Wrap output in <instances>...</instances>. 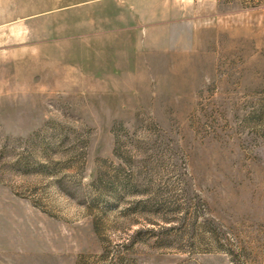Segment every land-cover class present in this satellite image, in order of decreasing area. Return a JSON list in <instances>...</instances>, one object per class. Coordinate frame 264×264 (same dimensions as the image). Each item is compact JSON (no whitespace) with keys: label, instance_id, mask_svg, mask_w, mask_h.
Wrapping results in <instances>:
<instances>
[{"label":"rangeland","instance_id":"rangeland-1","mask_svg":"<svg viewBox=\"0 0 264 264\" xmlns=\"http://www.w3.org/2000/svg\"><path fill=\"white\" fill-rule=\"evenodd\" d=\"M98 3L0 0V264H264V0H142L89 83Z\"/></svg>","mask_w":264,"mask_h":264},{"label":"crops","instance_id":"crops-1","mask_svg":"<svg viewBox=\"0 0 264 264\" xmlns=\"http://www.w3.org/2000/svg\"><path fill=\"white\" fill-rule=\"evenodd\" d=\"M142 0H99L86 17L76 39L83 43L85 57L76 67L78 72L91 71L89 83H100L95 72H130L146 69L141 59L143 41L152 38L150 24L142 14ZM80 27V25H79ZM151 47L153 44H150ZM148 47V43L145 45ZM141 66V67H140Z\"/></svg>","mask_w":264,"mask_h":264}]
</instances>
